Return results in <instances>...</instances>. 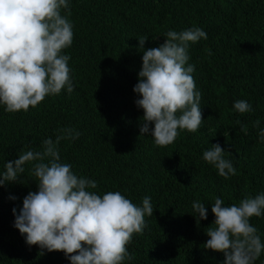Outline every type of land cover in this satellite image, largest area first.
I'll return each mask as SVG.
<instances>
[{"label": "trees", "instance_id": "obj_1", "mask_svg": "<svg viewBox=\"0 0 264 264\" xmlns=\"http://www.w3.org/2000/svg\"><path fill=\"white\" fill-rule=\"evenodd\" d=\"M69 6L74 38L63 54L71 57L74 90L47 96L28 111L10 113L0 105V172L23 151L41 150L44 139L73 128L81 135L60 142L61 161L96 180L92 191H119L138 206L151 197L153 215L133 236L128 251L134 259L124 264H223L222 253L203 247L215 220L211 204L216 197L228 206L264 192L258 136L264 129V0H69ZM192 27L207 33L188 48L204 121L159 147L150 132L140 134L143 110L133 92L142 66L138 39L147 36L146 50L163 44L168 30ZM237 100L253 111H235ZM214 144L236 169L228 179L202 159ZM24 167L15 182L0 186V264H70L60 251L40 255L13 226L12 209L18 214L23 198L37 191L32 165ZM197 200L207 219L199 221L193 211ZM250 223L264 243V215ZM254 264H264V251Z\"/></svg>", "mask_w": 264, "mask_h": 264}, {"label": "clouds", "instance_id": "obj_2", "mask_svg": "<svg viewBox=\"0 0 264 264\" xmlns=\"http://www.w3.org/2000/svg\"><path fill=\"white\" fill-rule=\"evenodd\" d=\"M70 15L69 0H0V105L6 112L28 111L63 89L73 92L71 57L63 54L74 38ZM164 36L163 44L146 50L147 36L138 39L142 66L133 87L140 97L134 103L143 110L140 134L150 132L159 147L173 144L181 131L196 132L204 121L188 48L190 43L206 40L207 33L192 27L168 30ZM233 108L241 114L253 111L245 100L235 101ZM259 123L254 121L253 126ZM80 135L73 128L61 129L55 140L42 141L41 150L29 148L4 163L0 186L15 182L26 164L32 165L37 184V191L23 198L19 213L12 209L13 226L27 245L42 250L40 255L43 250L60 251L70 264H124L134 259L128 251L133 236L143 233L145 217L153 215L151 197L145 196L138 206L119 191L103 195L92 191L96 180L76 175L60 157V142ZM258 136L264 141V129ZM224 152L214 144L202 159L228 179L236 169ZM192 209L199 221L207 219L205 204L194 201ZM211 212L215 220L206 231L209 239L203 247L222 253L223 264H254L264 243L250 218L264 215V192L228 206L216 197Z\"/></svg>", "mask_w": 264, "mask_h": 264}]
</instances>
